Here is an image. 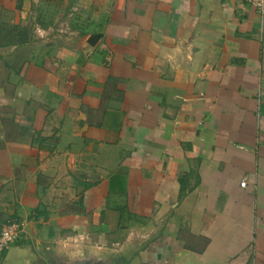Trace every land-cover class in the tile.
<instances>
[{"label": "crops", "instance_id": "1", "mask_svg": "<svg viewBox=\"0 0 264 264\" xmlns=\"http://www.w3.org/2000/svg\"><path fill=\"white\" fill-rule=\"evenodd\" d=\"M14 220L0 264H264V16L0 0V232Z\"/></svg>", "mask_w": 264, "mask_h": 264}, {"label": "built area", "instance_id": "2", "mask_svg": "<svg viewBox=\"0 0 264 264\" xmlns=\"http://www.w3.org/2000/svg\"><path fill=\"white\" fill-rule=\"evenodd\" d=\"M254 7L262 16H264V0H237ZM241 185L245 187L246 182ZM25 232V223L22 221H8L6 222L0 232V258L4 252L7 251L12 245L18 242Z\"/></svg>", "mask_w": 264, "mask_h": 264}, {"label": "water", "instance_id": "3", "mask_svg": "<svg viewBox=\"0 0 264 264\" xmlns=\"http://www.w3.org/2000/svg\"><path fill=\"white\" fill-rule=\"evenodd\" d=\"M50 264H58V260L45 255ZM110 256H99L94 252H73L67 258L62 259V264H108Z\"/></svg>", "mask_w": 264, "mask_h": 264}, {"label": "flooded vegetation", "instance_id": "4", "mask_svg": "<svg viewBox=\"0 0 264 264\" xmlns=\"http://www.w3.org/2000/svg\"><path fill=\"white\" fill-rule=\"evenodd\" d=\"M58 264H62V262L58 260ZM108 264H121V262L116 261V262L114 263V262L111 261V262L108 263Z\"/></svg>", "mask_w": 264, "mask_h": 264}]
</instances>
